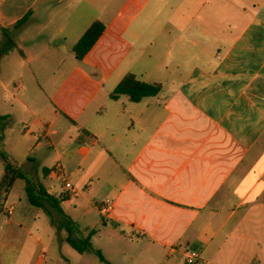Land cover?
Returning <instances> with one entry per match:
<instances>
[{"label": "crops", "instance_id": "1", "mask_svg": "<svg viewBox=\"0 0 264 264\" xmlns=\"http://www.w3.org/2000/svg\"><path fill=\"white\" fill-rule=\"evenodd\" d=\"M129 73L161 91L113 99ZM0 116V150L110 264H264V0H0ZM5 177L0 264H106Z\"/></svg>", "mask_w": 264, "mask_h": 264}, {"label": "trees", "instance_id": "2", "mask_svg": "<svg viewBox=\"0 0 264 264\" xmlns=\"http://www.w3.org/2000/svg\"><path fill=\"white\" fill-rule=\"evenodd\" d=\"M24 21L18 23L21 25ZM106 30V25L100 21H95L83 34L77 44L73 47V51L79 60H82L86 54L94 47L97 41L101 38ZM161 85L159 83H147L137 79L134 74H127L120 81L116 89L111 93L113 99H118L121 95H126L133 102H139L143 98L153 97L159 94L161 91ZM6 119L5 116H0V125ZM1 127V126H0ZM0 158L5 162L6 177H5V191L8 192L17 179H22L26 184V193L29 202L39 207V201H47L51 207L59 215L63 217L62 227L69 233L68 242L78 250L80 253L85 251H92L96 256L104 263L110 264L104 257L101 250L93 247L91 243V237L95 234L92 230L87 237H82L78 240H74V233L79 232V227L75 221L68 215L62 208V203L65 197L57 198L50 194L42 183L35 181L33 178L27 175L15 162H13L9 156L2 150H0Z\"/></svg>", "mask_w": 264, "mask_h": 264}, {"label": "rangeland", "instance_id": "3", "mask_svg": "<svg viewBox=\"0 0 264 264\" xmlns=\"http://www.w3.org/2000/svg\"><path fill=\"white\" fill-rule=\"evenodd\" d=\"M43 82H45V81H43ZM26 124H28L29 126L31 125V123H26ZM54 161H55V159H54ZM35 179H37V178H41L40 177V175H37V176H33ZM52 186V188H53V191L54 192H57V191H59L60 190V187H58L57 185H54V184H52L51 185ZM24 193V182L22 181V182H19L16 186H15V188H14V190H13V198L11 199V201L10 202H19V200H18V195H21V194H23ZM8 204H10V203H8ZM27 205V204H26ZM31 207V206H30ZM26 208H25V206L23 205V204H21L20 206H19V208L17 209V215L18 216H26ZM70 209H68V211H69ZM41 217H47L46 216V214L42 211L41 212ZM24 216V217H25ZM1 218H3V215H1ZM48 228L47 227H45V232L44 233H49L50 231H56V232H61V231H59V230H56V229H54V228H52V224H51V222L48 220ZM82 226H84L83 224H82ZM80 228V227H79ZM85 237H87V236H85ZM45 239V238H44ZM97 239L98 238H94L91 242H94L95 244H97ZM76 240H78V239H76ZM45 242H47V240H44ZM88 257H89V259H90V261H91V263H94L95 261H98V257L94 254V253H89L88 254Z\"/></svg>", "mask_w": 264, "mask_h": 264}, {"label": "built area", "instance_id": "4", "mask_svg": "<svg viewBox=\"0 0 264 264\" xmlns=\"http://www.w3.org/2000/svg\"><path fill=\"white\" fill-rule=\"evenodd\" d=\"M55 173L57 176L60 178V183L63 185V187L66 189L68 195L72 196L76 194V191L74 189V186L72 183L66 178L64 175L62 169L59 167L58 169L55 170ZM110 207L109 206H103V210H108ZM12 212V208L9 210V213ZM199 258V255L196 251L188 250L187 251V263L188 264H196L197 260Z\"/></svg>", "mask_w": 264, "mask_h": 264}]
</instances>
